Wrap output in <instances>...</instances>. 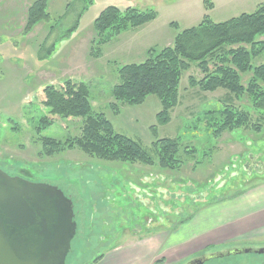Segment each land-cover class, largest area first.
<instances>
[{"label": "rangeland", "instance_id": "obj_1", "mask_svg": "<svg viewBox=\"0 0 264 264\" xmlns=\"http://www.w3.org/2000/svg\"><path fill=\"white\" fill-rule=\"evenodd\" d=\"M34 1L0 0V169L58 186L72 197L77 234L66 264H94L113 246L136 253L144 248L137 243L151 236L162 237L166 254L158 253L153 264H187L203 254L264 248V224H255L203 247H191L195 241L190 239L187 257L174 258L186 233L202 234L196 224H182L212 210L214 214L220 202L264 184V110H257L250 97L192 86L190 77L199 80L205 75L193 63L183 73L180 102L169 123L157 121L162 105L156 95L139 105L122 104L120 112L111 107L118 67L145 61L151 48L172 45L178 33L198 25L206 14L223 22L254 12L264 0H210L211 9L205 0H93L87 5L85 0H50V19L26 34L27 10ZM108 6L154 9L157 18L93 50L95 20ZM263 62L264 53L253 60L254 65ZM249 77L243 76L244 84ZM67 79L87 82L94 111L103 112L117 132L138 141L155 160L154 141L179 138L181 166L170 170L157 163L110 161L77 147L45 155L41 136L65 140L81 131V118L58 116L41 136L37 131L41 118L51 116L42 102L44 88L59 87ZM228 106L249 112L251 125L218 136L216 123ZM202 235L205 241L211 234ZM204 264H264V254H233Z\"/></svg>", "mask_w": 264, "mask_h": 264}, {"label": "trees", "instance_id": "obj_2", "mask_svg": "<svg viewBox=\"0 0 264 264\" xmlns=\"http://www.w3.org/2000/svg\"><path fill=\"white\" fill-rule=\"evenodd\" d=\"M50 0H36L27 10L24 33L28 34L42 21L50 19ZM93 0H85L86 5ZM206 8L213 3L205 0ZM86 6L85 8H87ZM157 18L154 9L141 10L116 6L106 7L95 20L96 36L92 49L101 48L121 33L141 27ZM264 3L252 13L241 15L223 22H214L206 14L201 22L186 28L174 37L172 45L151 48L149 57L140 63H127L118 67L119 82L112 89L115 102L111 107L120 112L122 104L139 105L148 96L156 95L162 109L157 113L159 124L171 121V111L180 102V82L183 73L193 63L205 74L197 80L190 77V84L202 91L224 88L237 98L248 96L253 106L264 110V62L253 64L254 58L264 53ZM213 68H211V65ZM250 75L246 84L244 75ZM43 104L51 116H43L37 131L50 127L54 117L73 120L82 119L79 135L65 140L41 136L45 155L53 156L69 148H80L88 155L110 161L141 162L162 169L176 170L181 166L178 157L181 150L179 138H161L154 141L157 152L155 160L135 139L117 132L112 122L103 112L94 111L91 90L87 82L67 79L59 87L47 85L44 88ZM216 123L218 136L228 129L251 125L249 112L233 106L225 107ZM264 115V113H263ZM156 132V126H153ZM189 218L181 221L185 222ZM101 255L95 262L102 259Z\"/></svg>", "mask_w": 264, "mask_h": 264}, {"label": "water", "instance_id": "obj_3", "mask_svg": "<svg viewBox=\"0 0 264 264\" xmlns=\"http://www.w3.org/2000/svg\"><path fill=\"white\" fill-rule=\"evenodd\" d=\"M74 202L58 186L11 176L0 169V264H66L77 232ZM264 248L203 254L187 264Z\"/></svg>", "mask_w": 264, "mask_h": 264}, {"label": "crops", "instance_id": "obj_4", "mask_svg": "<svg viewBox=\"0 0 264 264\" xmlns=\"http://www.w3.org/2000/svg\"><path fill=\"white\" fill-rule=\"evenodd\" d=\"M255 187L236 199L220 202L221 204L214 207L215 209L219 208V211H215L214 214H212V211H214L212 210L210 211L211 213L208 212L209 214H200L202 217L195 216V218L182 224L186 227L196 224L195 227L196 229L198 228L200 233L211 235L204 241L205 235L195 232L187 236L186 233V237L177 243L179 244V256H175L174 258L182 261L187 257L186 253L188 249L186 242H190V239L195 241V244L189 243L191 247H203L215 239L224 240L231 238L235 236L237 230L246 229L255 224H264V184L261 183V185ZM256 194L259 195L257 196ZM239 202L241 205L238 206ZM162 241V237L160 238L159 236L154 238L151 236L150 238L141 240L137 244L144 246V248H142V251L136 253L128 251V249H124L123 247L113 246L97 264H153L157 259L158 253L166 255L165 251L162 250ZM183 244L185 246L181 247ZM145 245H147L146 248Z\"/></svg>", "mask_w": 264, "mask_h": 264}, {"label": "flooded vegetation", "instance_id": "obj_5", "mask_svg": "<svg viewBox=\"0 0 264 264\" xmlns=\"http://www.w3.org/2000/svg\"><path fill=\"white\" fill-rule=\"evenodd\" d=\"M75 217H76V214H75ZM75 217H74V219H75ZM76 234H77V232H76ZM76 234H75V236H76ZM75 238V237H74ZM105 256V255H104ZM104 256H103V258H104ZM102 258V259H103ZM102 259H100L99 261H97V262H95L94 264H97V263H99Z\"/></svg>", "mask_w": 264, "mask_h": 264}]
</instances>
